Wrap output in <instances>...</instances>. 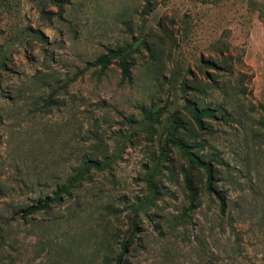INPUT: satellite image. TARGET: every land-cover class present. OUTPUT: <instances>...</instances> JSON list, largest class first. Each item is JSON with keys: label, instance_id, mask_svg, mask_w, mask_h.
<instances>
[{"label": "rangeland", "instance_id": "rangeland-1", "mask_svg": "<svg viewBox=\"0 0 264 264\" xmlns=\"http://www.w3.org/2000/svg\"><path fill=\"white\" fill-rule=\"evenodd\" d=\"M116 48L129 81L87 67ZM198 100L227 110L212 133ZM262 123L264 0H0V264H113L127 239L121 264H264ZM171 137L213 161L223 213L199 168L188 209Z\"/></svg>", "mask_w": 264, "mask_h": 264}, {"label": "trees", "instance_id": "trees-1", "mask_svg": "<svg viewBox=\"0 0 264 264\" xmlns=\"http://www.w3.org/2000/svg\"><path fill=\"white\" fill-rule=\"evenodd\" d=\"M54 4H57V0H52ZM147 51L149 49L146 47ZM132 50L129 49H107L106 53L100 57H98L93 63L87 64V67H98L99 71L103 72L112 64L113 61H116L119 69L122 80L129 81L130 80V69H131V63H130V55L132 54ZM207 66L214 71H220L221 70V64L218 63V61H211L207 63ZM211 80V79H210ZM212 82H215V80H211ZM215 89H218V85H215ZM195 90H200L195 89ZM205 92V91H203ZM229 115H227V110L225 107L221 105H205L202 101H196L193 105V121L195 123V126L198 128L200 133H212V129L206 125L204 120L212 121V122H218L221 123L222 121L226 120V118ZM261 126L263 125L260 124ZM263 127V126H262ZM264 128V127H263ZM259 133L263 130L259 128ZM263 132V131H262ZM170 142L173 144L175 148H177L182 157H184L188 164L189 169L184 173L185 178V185L189 192L188 200H189V210H193L199 206L198 201V193L197 190L193 187L192 182L190 180V175L193 173V171L197 168L202 169L205 174V189L210 195L216 196L220 202V211L223 213L225 211V196L220 193V191H217L213 187V181H214V175H215V169L213 167V161L208 160L206 161L204 157L201 155V152L203 149H201L200 145L197 143V145H190L187 141L183 139H178L176 137H171ZM194 143V142H193ZM198 147V150L196 152L192 151V148ZM85 173L82 171H78L77 174L69 180L65 185L59 187L51 197H46L44 199H40L32 203L31 205L27 206L23 210H21V216L22 218H28L35 214L39 213H47L51 210L54 206L59 205L62 201L63 196H67L72 192V190L75 188L76 183L82 179L83 175ZM131 240L127 239L124 243L121 244L120 252L117 255H104V259L111 260L113 264H121V261L123 257L126 255L128 248L130 247ZM111 263V262H110Z\"/></svg>", "mask_w": 264, "mask_h": 264}]
</instances>
